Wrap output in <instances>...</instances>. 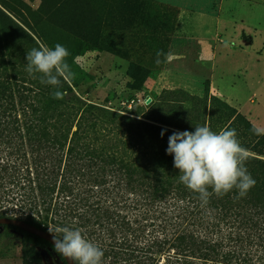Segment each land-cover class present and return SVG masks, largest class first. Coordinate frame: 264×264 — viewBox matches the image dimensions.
Wrapping results in <instances>:
<instances>
[{
    "label": "trees",
    "instance_id": "16d2710c",
    "mask_svg": "<svg viewBox=\"0 0 264 264\" xmlns=\"http://www.w3.org/2000/svg\"><path fill=\"white\" fill-rule=\"evenodd\" d=\"M26 1L0 0V218L52 236L49 228L78 229L103 250L102 264H264V135L252 132L255 125L209 89L203 98L167 92L153 105L164 110L152 119L159 125L90 104L68 81H61L64 98L54 99L40 74L26 71V54L39 43L23 26L54 25L62 19L58 7L70 0L50 9L42 0L37 10ZM119 1L129 13L140 4ZM106 9V19L91 7L87 19L77 11L61 23L79 25L96 42L104 22L118 21V0ZM148 74L142 70L143 79ZM204 125L235 129L248 150L256 183L246 197L213 194L202 206L180 182L168 138ZM0 229L21 236L22 264H44L41 251L49 250L66 264L48 241L10 225Z\"/></svg>",
    "mask_w": 264,
    "mask_h": 264
},
{
    "label": "rangeland",
    "instance_id": "374dc122",
    "mask_svg": "<svg viewBox=\"0 0 264 264\" xmlns=\"http://www.w3.org/2000/svg\"><path fill=\"white\" fill-rule=\"evenodd\" d=\"M61 1L47 0L45 5L50 9ZM108 2L70 0L58 7V18L62 19H56L54 25L39 22L35 31L23 26L39 44L54 47L59 43L69 50L67 63L75 78L68 82L84 101L159 125L152 119L162 117L164 110L153 109V105L169 98L167 92L181 91L203 98L209 89L210 95L237 108L256 127L264 128V0H139L130 13L118 0V21L104 22L96 31V42L86 39L79 25L70 29L61 23L77 11L87 19L91 7L106 19ZM26 3L37 10L42 0ZM198 13L239 23V32H230L227 37L231 44L251 43L244 45L243 52L247 75L243 71L233 75V64L222 69L227 72L224 76L221 70L211 73L212 53L204 43L209 36L201 34L190 18ZM160 50L165 56L157 65L156 53ZM142 70L149 72L147 78L143 79ZM22 247L17 232L0 229V264H22ZM41 255L44 264H64L53 250L41 251Z\"/></svg>",
    "mask_w": 264,
    "mask_h": 264
},
{
    "label": "clouds",
    "instance_id": "9594fccd",
    "mask_svg": "<svg viewBox=\"0 0 264 264\" xmlns=\"http://www.w3.org/2000/svg\"><path fill=\"white\" fill-rule=\"evenodd\" d=\"M69 55V50L59 43L54 47L39 44L38 48H32L26 54V71L39 73L41 83L54 89V99H63L67 94L60 90L61 81L75 78L67 63ZM163 56L162 50L157 51V65L162 63ZM252 132L262 136L264 128L253 126ZM166 152L173 156L180 182L199 194L202 206L209 203L213 194L222 198L236 190L238 198H244L255 186L256 181L246 167L248 150L241 145L235 129L214 132L204 125L196 126L194 131L173 132L168 138ZM49 231L54 233V250L73 264H102L103 250L86 239L80 230L64 227L49 228Z\"/></svg>",
    "mask_w": 264,
    "mask_h": 264
},
{
    "label": "crops",
    "instance_id": "0c3cea01",
    "mask_svg": "<svg viewBox=\"0 0 264 264\" xmlns=\"http://www.w3.org/2000/svg\"><path fill=\"white\" fill-rule=\"evenodd\" d=\"M190 18L195 21V25L197 26V29L201 32V34L209 36L208 38H206L204 43L210 46L209 49L212 53L211 60L213 63V70L211 73L221 70L222 75L224 76L225 74H227V72L223 71L222 69H226L227 64H233L236 66L233 75L236 74L235 71H238V73L243 71L244 74L247 75V71H245L246 67H244L243 64V52L245 51L244 45L248 47L247 45H250L251 43H247L244 41V44L240 41L237 44H231L230 41H228L231 38L228 39L227 37V34L230 32H234V34H237L239 32V23L222 18L221 16L212 17L205 16L199 13L197 15L190 16ZM215 38H217L218 40L220 38L221 39L217 43V41L215 42L214 40Z\"/></svg>",
    "mask_w": 264,
    "mask_h": 264
},
{
    "label": "water",
    "instance_id": "95a60500",
    "mask_svg": "<svg viewBox=\"0 0 264 264\" xmlns=\"http://www.w3.org/2000/svg\"><path fill=\"white\" fill-rule=\"evenodd\" d=\"M0 225H10L15 228H19L27 233L38 236L54 246L53 236L47 232L37 229L36 227L26 223L23 220L17 218H0ZM65 258V257H64ZM66 264H73L71 260L65 258Z\"/></svg>",
    "mask_w": 264,
    "mask_h": 264
}]
</instances>
